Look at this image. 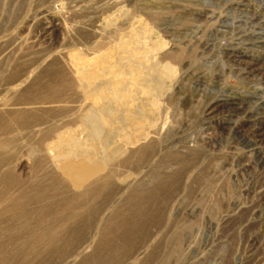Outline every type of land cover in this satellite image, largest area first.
<instances>
[{"label":"rangeland","instance_id":"1","mask_svg":"<svg viewBox=\"0 0 264 264\" xmlns=\"http://www.w3.org/2000/svg\"><path fill=\"white\" fill-rule=\"evenodd\" d=\"M114 77L147 109L121 101L125 126L106 130L145 135L148 157L124 162L114 139L96 148L111 186L80 204L81 221L93 204L96 213L81 245L60 240L48 260L5 264H81L101 239L100 255L117 264H264V0H0V156L9 161L1 171L14 172L0 179V208L13 196L32 209L63 195L78 205L80 188L60 165L49 160L44 171L29 156H42L54 132L83 129L77 116L105 103L88 92ZM45 172L61 183L45 176L50 197L40 200ZM2 233L0 254L11 248Z\"/></svg>","mask_w":264,"mask_h":264},{"label":"bare ground","instance_id":"2","mask_svg":"<svg viewBox=\"0 0 264 264\" xmlns=\"http://www.w3.org/2000/svg\"><path fill=\"white\" fill-rule=\"evenodd\" d=\"M82 73H81L83 75L82 78H84V75H86L85 70H83ZM96 73H97V74H95L96 77H94L95 80H97L100 76H104L107 72L105 69L101 74H98V72H96ZM114 78L116 80L98 82L95 90L88 92L89 97L91 96V98L93 100H95V101L100 100V101H103L105 103H103L104 105H102L100 108H96V106H94L87 112V114L84 113V114H81L79 117L77 116V119L74 118L75 120L79 121V124L81 126H83V129L75 132V130L70 128L68 130L65 129L64 131H61V132L60 131L54 132L55 135H54L53 141L46 142L44 144V141H45L44 140L43 141L44 145L42 144L43 145L42 147H39L41 144L38 146L39 149H37V150H39V152L42 154V156H40L37 159L35 157H33L31 154L29 156L30 160H32V162H33L32 164H34L36 166V163H37L39 169L41 167L44 169V171L49 169V162L50 161H52L56 165H60L61 172H63L61 174L62 176L61 175L60 176L62 178L65 177L66 179H68L70 181V185H72L73 188H80L76 197H75L79 201L78 205H75L76 201H75L74 206H71L70 204L67 205V202L65 203V201H67L69 198L64 199L65 198L64 195H63V202L61 201L62 202L61 203L59 201V204L56 207L52 206L55 203H44L42 206H39V207L34 208V209L27 208L28 206H26V207L23 206V204L25 205V203H26L25 201H27L28 199H26L24 201L25 203H22L21 197L14 198V196H13L12 198L10 197V199H11L10 201H9V199L6 200V201H9L10 203L8 205H3L0 208V229L3 230L2 234L5 235L4 242H8V243L3 244V245H9V246L11 245L10 246L11 248H10L9 252H4V253L0 254V264H5V261L8 260V258L14 259V258H24L25 257L26 259L31 260L32 257H34L36 263L38 262L37 260H39V259L48 260V258L51 256V255H48L50 253V252H48V249L50 248L49 244L53 245V243L58 242L60 240H63L67 244L68 240L71 239L72 242L75 243L76 245L79 242L81 245L82 241L84 240V239H82V236L84 234V230H86L85 227H87V228L90 227V225L93 223V220H95L93 218H94V214H96V213L94 211V204H93L92 209L89 211V213L87 212L88 213L87 217L84 218L85 221H81L83 218H82L80 210L83 207H80V204L83 202L84 199H87L88 197L93 198V197L97 196L100 192V188L109 189V187L111 186L109 184V182L111 181L112 175H110V174L99 175L100 170L102 171V169H104V164L106 163V159H103L100 157H98V158L95 157L96 148L99 147V148L105 150L110 144L113 143L112 139H114V142L116 140L118 141L117 142L118 146L116 148L117 149L116 151H119V152L125 151L126 152L124 154V155H126L124 157V162L132 161L135 158H140V157L147 158L148 157L147 152L151 149L150 148L151 145L148 142L142 141L143 139H146V138H144L145 135L143 136L142 134L137 133L138 135L135 134V136L133 138H125L124 139V138L120 137V134H119L120 133L119 129L122 127V125L125 126V124H121L123 117H122V114L119 113V111H121V109H120V107L122 105L121 101H123V100L127 101V103H129L130 106L132 105L131 109L139 111V114L144 113L145 110L147 109V107L144 104L139 103V101H141V100H139V98L135 97L134 94H136V93H129L127 90H125V85H123L120 80H117L116 77H114ZM44 79H45V77H44ZM92 82L94 84L96 83L95 81H92ZM66 86H65V88H66ZM88 87L89 86H87V89L90 88V87L89 88ZM57 98L58 97L53 98V99L57 100ZM158 98L159 97H153L152 99L149 98L150 101L147 103L149 104V106H152L155 103L154 101H157ZM59 99L60 98H58V100ZM60 101H61V99L59 100L58 103H60ZM51 102L53 103L54 101L51 100ZM124 102H123V104H124ZM133 106H135L136 108L134 109ZM57 108H59V107H57ZM62 113H64V112H62ZM70 113H71V111H70ZM118 114H121V115H118ZM62 115H64V114H62ZM58 116H61V115H58ZM25 119H26V117H25ZM58 120H60V119H58ZM71 120L72 119H66L63 121L70 122ZM116 121H119L120 124L118 122L115 124L114 127L117 128L119 125L120 128L117 129L118 134L114 135L113 134V133H115L114 131H112V130L108 131V130H106V128L111 127V125L113 127V123H115ZM1 125H0V127H1L0 131L5 130L7 125L6 126L5 125L1 126ZM12 126L13 125H11L10 128H13ZM50 126H49V128H50ZM57 126H59V125L57 124ZM52 128H50V130ZM47 129H48V126H44L43 128H40L37 131H35V130H31V131H32V134L38 135V133H40V132L41 133L46 132ZM55 129H56V127H55ZM144 129H146V128H144ZM14 130H16V129H14ZM10 131H12V130H10ZM82 131L86 132L83 136L81 135V134H83ZM145 132L146 131H144V133ZM4 133H6V131L2 132L1 134H4ZM49 135H52V134L47 133L46 136H49ZM46 136L43 138H46ZM92 140H94V141H92ZM39 141H40V139H39ZM141 141L143 144H140ZM249 142H251V141H249ZM133 145H134V148L131 149V146H133ZM135 145H136V147H135ZM178 158L179 157L177 156V159ZM8 164H9L8 158H5L4 156H0V179L2 177L1 180H3L4 182L6 181L5 183H7V184L12 179H14V174H12L14 172L10 171L9 168L5 169L4 171H1L3 168L7 167ZM10 168H12V167H10ZM45 174H48V175H45ZM45 174H43L44 177H41V178L38 177L40 179L39 180L37 179L38 181L36 182V187L40 188V189H37L40 191V194H41L40 200L47 199V197H45V195H47V194H45V190H46V186H45L46 183H44L45 182L44 181L45 176L46 177L50 176L51 182L56 180V178H57L55 175H52L53 173H51V172H49V173L45 172ZM37 176H39V175H37ZM98 177H100V179ZM104 179H105V181L102 182V180H104ZM35 180H36V178H35ZM58 180L60 181V179H58ZM3 181H2L1 185H3V183H4ZM18 181H19V179H18ZM59 181H56V182H59ZM56 182H55V184H56ZM18 183L21 184L20 182H18ZM33 183H34V181H33ZM60 183H61V181H60ZM61 185H63V184H61ZM61 185L59 184L60 187H61ZM60 187H58V188H60ZM21 188H23V187H21ZM53 189H54V187H53ZM17 190H20V189H17ZM61 190H62V188H61ZM26 193H24V196H26L25 195ZM59 194H58V196H59ZM65 195L67 196V194H65ZM6 196H9V195H6ZM16 196H17V194L15 195V197ZM53 196L56 197L55 195H53ZM73 196H75V195H73ZM37 197H39V196H37ZM48 197H50V196H48ZM71 197L72 196H70V198ZM29 199H31V198H29ZM36 199H34V200H36ZM38 199H37V201H38ZM59 199H62V198L60 197ZM48 200H51V199H48ZM53 201H57V198H56V200H54V198H53L52 202ZM42 202H44V201H42ZM59 208L60 209L64 208V210L62 211L61 215L55 216L52 213V211H54L55 209H59ZM5 214H6V217L4 216V218H3V215H5ZM7 214H9V215H7ZM90 219H91V223L87 224L90 221ZM71 220H73L74 222L76 220L77 221L73 224H69L71 222ZM108 230H109V228H108ZM63 241H61V242H63ZM101 241H102V243L98 247V250H96L97 255L96 256L91 255V258H85L81 264H117V261L115 263L116 258L114 259L113 257H111L108 254L107 255H100V253L103 251L101 249V246L107 244L105 242V239H101ZM58 244H59V242H58ZM113 245H114V243H109L107 245V247H111ZM60 246H62V245H60ZM68 246H69V244H68ZM41 247H43V248L40 249ZM6 249H8V248H6ZM29 260H28V262H29ZM144 260L145 261L142 260L140 262V264H147L149 257L144 258Z\"/></svg>","mask_w":264,"mask_h":264}]
</instances>
